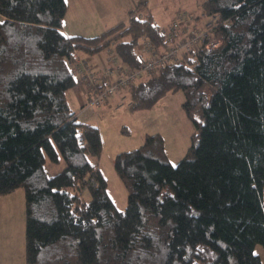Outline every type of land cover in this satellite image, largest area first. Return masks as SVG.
<instances>
[{"label":"trees","instance_id":"trees-1","mask_svg":"<svg viewBox=\"0 0 264 264\" xmlns=\"http://www.w3.org/2000/svg\"><path fill=\"white\" fill-rule=\"evenodd\" d=\"M147 2L86 37L65 33L67 0H0V195L25 190L28 264H264V0H203L223 43L129 88L132 108L183 90L198 142L174 165L162 135L149 134L115 158L126 207L108 192L100 127L77 116L67 91L80 52L113 44L134 68L143 38L163 50L162 25L140 11ZM48 160L65 166L49 174Z\"/></svg>","mask_w":264,"mask_h":264},{"label":"rangeland","instance_id":"rangeland-1","mask_svg":"<svg viewBox=\"0 0 264 264\" xmlns=\"http://www.w3.org/2000/svg\"><path fill=\"white\" fill-rule=\"evenodd\" d=\"M92 1L97 3V11L100 16L105 17L104 20H108L109 24H115L114 20L123 18L127 21L129 8L134 7L138 2V0ZM147 1L144 8L140 10L141 13L150 14L155 23L162 25L163 28L170 24L178 11L186 10L193 14L203 13V0ZM100 53L104 56L103 50ZM83 57H86V54ZM71 91H69L70 96L72 95ZM72 100L70 106L78 113L81 102L77 98ZM184 100L185 93L179 89L168 92L153 106L147 108H132V105H128V100L123 107L116 108L112 98L111 106L106 102L99 106L100 110L97 109L99 112L91 121L99 125L103 140V150L98 158V165L108 179V192L117 208L123 210L128 197L127 187L115 165V158L119 152L140 146L149 134L160 133L164 139L168 160L177 165L186 155L190 154L193 144L198 142L199 128L187 112ZM199 116L196 114V117L199 118ZM64 166L63 161L57 163L48 160L46 162L49 174L61 171ZM84 196L86 199H90L89 189H84ZM0 197V205L5 208L3 218L0 219V226L3 228L0 231V233L3 232L0 239L4 238L2 242L6 244L5 247H0V251L4 249L0 256L4 257L6 262L10 257L13 260L23 259L26 237L25 190L20 186ZM256 251L264 261L263 245L257 244Z\"/></svg>","mask_w":264,"mask_h":264},{"label":"built area","instance_id":"built-area-1","mask_svg":"<svg viewBox=\"0 0 264 264\" xmlns=\"http://www.w3.org/2000/svg\"><path fill=\"white\" fill-rule=\"evenodd\" d=\"M220 17L217 14L208 15L205 12L193 14L186 10L178 11L171 20L168 27L161 29L167 37L163 50L158 45L151 44V40L143 38L141 41L145 59L138 67L129 68L122 60L115 46L108 47V54L104 61L102 77L105 84H99L93 72L88 57L79 55L73 64L76 73L82 76L87 86L93 91L88 103L84 107H99L109 102L114 95H121L119 101L114 104L116 108H121L128 100V105H132V100L128 93L121 92L122 89H129L137 81L158 75L160 69L169 64L185 62L192 66L187 54L201 46L207 49L219 47L223 41V34L219 33Z\"/></svg>","mask_w":264,"mask_h":264},{"label":"crops","instance_id":"crops-1","mask_svg":"<svg viewBox=\"0 0 264 264\" xmlns=\"http://www.w3.org/2000/svg\"><path fill=\"white\" fill-rule=\"evenodd\" d=\"M67 13L64 19V26L63 29L66 34L68 35H82L86 37H93L102 34L106 30L110 29L114 25L126 21L123 19L114 20L115 24H109L108 20H104L105 17L100 16L99 12L97 11V3L92 0H67ZM130 9V8H129ZM120 21V22H117ZM112 23V22H111ZM104 56L101 55L100 51L94 54H86V57L90 59V64L95 76L97 77V82L99 84H104V78L102 77V71L104 66V61L106 59V55L108 52V47L103 49ZM97 53H100L99 55ZM81 56L85 54L80 52ZM77 84L67 91V96L69 103L73 101L72 99H78L81 102V107L77 116L84 121H91L94 117H96L97 113L99 112V107H84V103H88L90 101V97L92 94V90L87 86L86 82L82 79L81 75L77 74ZM106 82V81H105ZM72 90V95L70 96L69 91ZM123 93L129 94V89H122ZM121 95L117 94L112 96L116 104L119 101ZM130 97V96H129ZM112 98L107 103L109 106L112 104ZM74 109V108H73ZM99 109V110H97ZM92 122V121H91ZM95 123V122H94ZM98 125V124H97ZM1 196V195H0ZM1 198V197H0ZM5 208L0 205V219L3 218ZM3 228L0 226V231ZM3 235V232L0 233V236ZM4 239V238H3ZM2 238L0 239V247H5V242H2ZM2 242V244H1ZM4 250V249H3ZM2 250V251H3ZM0 251V254L2 253ZM0 264H28L26 262L25 257L19 258L18 260H13L10 257L9 260H5L4 257L0 256Z\"/></svg>","mask_w":264,"mask_h":264},{"label":"bare ground","instance_id":"bare-ground-1","mask_svg":"<svg viewBox=\"0 0 264 264\" xmlns=\"http://www.w3.org/2000/svg\"><path fill=\"white\" fill-rule=\"evenodd\" d=\"M168 27V26H167ZM164 35V34H163ZM165 36V35H164ZM165 38H166V40H167V37L165 36ZM151 44H153V45H156L155 43H153V42H151Z\"/></svg>","mask_w":264,"mask_h":264}]
</instances>
